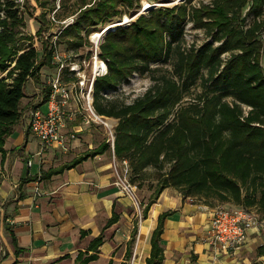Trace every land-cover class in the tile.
Instances as JSON below:
<instances>
[{
    "label": "trees",
    "instance_id": "16d2710c",
    "mask_svg": "<svg viewBox=\"0 0 264 264\" xmlns=\"http://www.w3.org/2000/svg\"><path fill=\"white\" fill-rule=\"evenodd\" d=\"M22 1L0 0L1 153L27 111L21 103L28 80L38 79L45 66L56 67L51 38L43 36L44 19L37 18L41 57L33 36L22 31V7L33 16L30 0ZM138 1L84 0V5H92L82 9L62 33L81 38L82 30L121 14L120 5L133 7ZM192 1L152 8L129 26L105 35L100 58L107 73L94 82L93 107L97 114L118 120L115 156L127 159L133 183L138 187L147 183L153 191L144 218L151 203L172 187L183 201L191 198L208 207L230 204L255 210L264 220V0H209L199 5ZM189 22L202 30L204 42L187 40ZM170 59L173 70L152 66ZM135 72L149 73L153 81L143 95L130 103L108 96ZM197 85L201 90L194 94ZM50 94L51 86H45L41 104ZM108 149L111 143L104 141L91 154ZM82 159L43 170L41 178L70 169ZM168 215L159 216L147 264L163 261L161 234ZM12 238L16 245L13 234ZM103 242L102 236L93 239L75 264L96 260Z\"/></svg>",
    "mask_w": 264,
    "mask_h": 264
},
{
    "label": "crops",
    "instance_id": "0c3cea01",
    "mask_svg": "<svg viewBox=\"0 0 264 264\" xmlns=\"http://www.w3.org/2000/svg\"><path fill=\"white\" fill-rule=\"evenodd\" d=\"M55 74L42 68L38 79L28 80L22 107L30 116L37 108L48 111L49 100L41 104L43 91ZM75 94L71 110L77 113L71 114L62 130L63 146L41 152L30 122L21 119L6 140L4 153L0 152V264H75L78 254L87 251L99 236L104 242L98 258L89 264H113V251L120 245L124 246L120 264H130L135 246L140 258L136 254L134 264H147L153 231L159 216L166 212L170 215L164 219L161 234V264H264L263 219L247 231L239 247L223 248L210 239L214 207L183 201L172 187L151 203L140 229L131 223L132 200L113 185V166L119 160L112 142L104 137L102 127L84 121L85 101ZM106 118L117 125L112 117ZM104 141L111 143V149L91 154ZM80 157L84 159L76 166L41 178L43 170L59 168Z\"/></svg>",
    "mask_w": 264,
    "mask_h": 264
},
{
    "label": "rangeland",
    "instance_id": "374dc122",
    "mask_svg": "<svg viewBox=\"0 0 264 264\" xmlns=\"http://www.w3.org/2000/svg\"><path fill=\"white\" fill-rule=\"evenodd\" d=\"M95 0H88V2H94ZM185 0H139L137 3L134 4L133 7H128L126 5H120L119 10H121V14H118L117 16H114L112 18L105 19L104 22L98 23L97 25L93 26V29H85L82 30L80 33L81 38H75L68 35H65L63 30L66 28L65 24L63 23H56L51 19V16L54 12V10L57 8L58 5H60V9L56 12L55 16L56 18H59L60 20H64L65 18L69 16H75L78 18V13L85 9L87 6H91L92 3L84 5V0H30L29 6L32 7L33 10V16L28 15L25 13L24 9L23 14L25 18V25L22 27V31L26 34H30L33 36V43L34 46L37 48L39 52V57L42 55V41L40 37L36 35L37 30L40 27V22L37 18H43L46 22L45 25V33H44V39L50 37V42L53 44V42L57 46V50L60 52L61 55H66L69 60L75 61L80 63V66H82L83 72H87L89 75V72H92L93 67V54L94 50L96 49V46L94 44V40L91 38V34L96 31H103V28H107L108 26L115 25L116 27L114 29L106 30L103 33L102 40L105 37V35L111 31L115 30L120 26H129L133 21H135L140 14L148 13V11L152 8H158V7H172L175 4L182 3ZM18 2L24 3L22 0H18ZM201 2L207 3L209 0H193L192 4L199 5ZM83 6V7H81ZM43 14V16H42ZM75 22V21H74ZM73 22V23H74ZM88 30H92L88 33ZM77 32H75L76 34ZM186 38L189 42H192L193 40L197 43H202L206 40V36L203 34L202 30L194 29L192 28V23L189 22L186 29ZM78 42L81 43V45H78ZM173 62L174 59H170L167 62H163L160 64H153V67L160 66L164 68H168V70H173ZM262 65L264 66V56L262 57ZM43 72H57L56 67L52 66H45L43 67ZM153 84V81L150 77L149 73H139L135 72L127 81L121 83L117 90H112L108 93V96L111 98H116L120 101H123L125 103L132 102L135 98L141 96L146 92V90ZM194 94L199 92L201 90L200 85H197L194 89ZM194 96V95H193ZM191 97H186L187 100H190ZM21 106H24V103H21ZM64 122L65 126L67 128V123L69 122V118L71 114L77 113L74 109L71 110L73 107L72 100L64 106ZM82 110V109H81ZM76 112V113H75ZM73 117V115H72ZM31 116L30 113H26L23 115L21 119H25L24 121L31 122ZM118 122L117 119L112 118ZM21 121V120H20ZM19 121V122H20ZM100 127H102V133L104 137L109 139L112 142L113 135L111 134V130L109 127H107L103 122L98 121L96 123ZM117 124V123H116ZM116 126V125H115ZM31 131V130H30ZM114 134V130H113ZM122 167V160L117 161V165ZM115 166V164H114ZM113 166V168H114ZM151 170V169H150ZM152 171V170H151ZM116 180V178H115ZM114 180V182H115ZM113 185L119 190V188L113 183ZM38 192H40V189H37ZM152 190L149 189V185L145 183L142 187L139 186L138 190V200L140 202V206L137 207L134 202H131V212H130V218L131 223H136L138 228L140 229L141 225L145 223V218L143 216V210L146 205V203L150 200L152 195ZM189 202L197 203L204 205L203 203L192 200L191 198L187 199ZM224 205L225 207L232 209L233 207L229 206L228 204H219ZM207 206V205H205ZM218 206V205H217ZM139 238V232L137 235V239ZM137 244V241H136ZM1 245V243H0ZM135 245V244H134ZM137 248L135 246L133 251V256L130 260V264H134L135 255L137 254L138 259L140 258V254L137 253ZM124 246H118L113 251V256L115 257V260L113 264H120L122 260H124ZM137 264H140V261H137Z\"/></svg>",
    "mask_w": 264,
    "mask_h": 264
},
{
    "label": "built area",
    "instance_id": "2783aa9c",
    "mask_svg": "<svg viewBox=\"0 0 264 264\" xmlns=\"http://www.w3.org/2000/svg\"><path fill=\"white\" fill-rule=\"evenodd\" d=\"M59 9L60 5L57 6L51 16L54 22L63 23L65 26H68L75 21V16H69L64 20L56 18L55 14ZM115 27V25H112L103 28L101 32L102 36L104 31L114 29ZM96 33L97 32H93L91 38ZM102 36H98L97 39L93 41L96 49L92 57V72H89V75L87 72H83L80 63L69 60L66 55H61L57 50L56 44L53 42V63L56 64L57 72L49 81V85L51 86L49 108L47 112H43L38 108L31 112L30 128L39 140L41 152L55 145H64L65 137L62 132L65 127L63 118V114L65 113L64 106H66L70 100L76 98V92H78L80 98L85 101L86 114L84 115V121L90 124L101 121L109 127L113 135L112 147L114 150L115 135L113 134V130L115 125L108 118L97 114L93 107L94 82L98 76L107 73V64L100 58V43L102 41ZM97 60L99 66L95 64ZM103 64H105V68ZM121 165L122 167L115 163L114 170L116 180L114 184L119 188L121 193L126 195L137 207H139V187L130 180V167L127 159H123ZM260 222L259 216L253 211L241 207L229 209L224 205H218L214 207L212 213L209 228L210 239L214 244H218L223 248L235 249L245 241L247 231L259 225Z\"/></svg>",
    "mask_w": 264,
    "mask_h": 264
},
{
    "label": "bare ground",
    "instance_id": "6f19581e",
    "mask_svg": "<svg viewBox=\"0 0 264 264\" xmlns=\"http://www.w3.org/2000/svg\"><path fill=\"white\" fill-rule=\"evenodd\" d=\"M96 32H97V33L94 34V35L92 36V39H93V40H96L98 36H101V35H102V33H101L100 31H96ZM95 64H96L97 66H99V62H98V60L95 62ZM103 67L105 68V64H103Z\"/></svg>",
    "mask_w": 264,
    "mask_h": 264
}]
</instances>
